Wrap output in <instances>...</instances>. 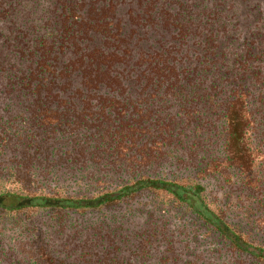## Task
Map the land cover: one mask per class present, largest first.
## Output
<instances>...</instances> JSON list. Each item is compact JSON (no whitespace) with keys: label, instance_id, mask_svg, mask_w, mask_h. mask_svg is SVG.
<instances>
[{"label":"trees","instance_id":"trees-1","mask_svg":"<svg viewBox=\"0 0 264 264\" xmlns=\"http://www.w3.org/2000/svg\"><path fill=\"white\" fill-rule=\"evenodd\" d=\"M0 27L9 65L0 63V79L33 107L43 133L87 132L77 137L72 171L93 169L97 187L120 184L92 198L0 186V220L18 222L27 208L65 220L142 192L164 194L232 258L264 264V235L229 225L202 186L153 172L205 114L218 118L224 136L222 159L201 172H229L264 191V0H0ZM197 101L213 109L197 111ZM24 264L67 263L43 247Z\"/></svg>","mask_w":264,"mask_h":264},{"label":"rangeland","instance_id":"rangeland-1","mask_svg":"<svg viewBox=\"0 0 264 264\" xmlns=\"http://www.w3.org/2000/svg\"><path fill=\"white\" fill-rule=\"evenodd\" d=\"M0 32L8 34L4 27H0ZM2 43L0 40V46ZM3 62L5 51L0 48V63ZM198 93L203 94L204 90ZM197 103V111L213 109ZM176 108L170 111L175 112ZM32 110L29 102L12 92L1 78V187L54 198H92L97 192L114 193L119 189L120 184L114 179L97 187L88 178L93 169L87 173L72 171V160L78 155L77 137L87 132L62 139L51 131L45 134L38 127L40 123L33 121ZM223 136L218 118L204 114L186 129L178 139L179 145L171 149V157L153 172L159 171L180 186H202L212 210L229 225L246 234L259 233L261 239L264 191L245 188L229 172H201L208 162L222 159ZM257 177L264 180V169ZM169 201L164 194L142 192L133 200L123 199L100 211L72 214L65 220L57 212L27 208L18 222L6 217L0 220V264H24L43 247L47 254L67 264H248L232 258L227 249L217 246L213 234L192 220L190 214L172 208Z\"/></svg>","mask_w":264,"mask_h":264}]
</instances>
